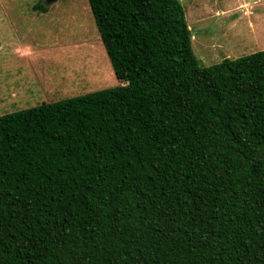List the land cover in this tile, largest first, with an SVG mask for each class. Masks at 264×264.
<instances>
[{"label":"trees","instance_id":"1","mask_svg":"<svg viewBox=\"0 0 264 264\" xmlns=\"http://www.w3.org/2000/svg\"><path fill=\"white\" fill-rule=\"evenodd\" d=\"M88 2L121 83L0 115V264H264V49L199 66L180 0Z\"/></svg>","mask_w":264,"mask_h":264},{"label":"rangeland","instance_id":"2","mask_svg":"<svg viewBox=\"0 0 264 264\" xmlns=\"http://www.w3.org/2000/svg\"><path fill=\"white\" fill-rule=\"evenodd\" d=\"M180 1L199 66L264 49V0ZM120 83L88 0H0V115Z\"/></svg>","mask_w":264,"mask_h":264},{"label":"crops","instance_id":"3","mask_svg":"<svg viewBox=\"0 0 264 264\" xmlns=\"http://www.w3.org/2000/svg\"><path fill=\"white\" fill-rule=\"evenodd\" d=\"M219 11V10H218ZM220 11H221V9H220Z\"/></svg>","mask_w":264,"mask_h":264}]
</instances>
